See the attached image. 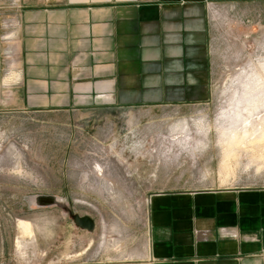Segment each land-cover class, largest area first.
I'll return each instance as SVG.
<instances>
[{"label":"rangeland","instance_id":"obj_1","mask_svg":"<svg viewBox=\"0 0 264 264\" xmlns=\"http://www.w3.org/2000/svg\"><path fill=\"white\" fill-rule=\"evenodd\" d=\"M11 4L0 0V264H94L100 251L103 260L131 251L145 239L148 196L217 184L228 148L237 147L235 181L264 187V146L250 136L264 118V3L231 8L213 29L209 21L205 102L74 114L14 107ZM229 99L239 106L226 114L241 123L224 133L215 120Z\"/></svg>","mask_w":264,"mask_h":264},{"label":"crops","instance_id":"obj_2","mask_svg":"<svg viewBox=\"0 0 264 264\" xmlns=\"http://www.w3.org/2000/svg\"><path fill=\"white\" fill-rule=\"evenodd\" d=\"M209 3L264 0H12L14 107L74 114L205 102ZM237 105L229 99L215 120L224 133L239 127L226 114ZM235 148L224 150L217 184L204 175L194 188L152 192L143 243L113 260L100 251L94 264H264V187L235 181Z\"/></svg>","mask_w":264,"mask_h":264},{"label":"built area","instance_id":"obj_3","mask_svg":"<svg viewBox=\"0 0 264 264\" xmlns=\"http://www.w3.org/2000/svg\"><path fill=\"white\" fill-rule=\"evenodd\" d=\"M232 6L218 5L214 3H209L206 6V16L208 23L211 22V28H215L218 22H227V18L230 12H232Z\"/></svg>","mask_w":264,"mask_h":264},{"label":"bare ground","instance_id":"obj_4","mask_svg":"<svg viewBox=\"0 0 264 264\" xmlns=\"http://www.w3.org/2000/svg\"><path fill=\"white\" fill-rule=\"evenodd\" d=\"M258 77V76H257ZM244 98V97H243ZM236 99V98H235ZM248 103V102H247ZM241 105V104H240ZM243 107V106H242ZM241 108V107H240ZM250 108V107H249ZM243 109V108H242ZM235 112V111H234ZM237 112V111H236ZM230 115V114H229ZM238 114H235V116L233 117V119L235 120V123H241V118H239V116H237ZM231 117V116H230ZM259 120V119H258ZM237 121V122H236ZM263 122V125L261 124V127L259 129H256L253 128L252 129V133L250 134L251 138L253 136V139L251 141V145H261V146H264V118L262 120ZM234 123V124H235ZM237 123V124H238ZM259 124V123H258ZM258 127V126H257ZM236 128V127H235ZM234 129V128H233ZM235 131V130H234ZM234 131L232 130L231 132V137H234L232 140L234 141V143L237 145L239 143V140L237 138H235V134ZM228 132V131H227ZM241 134H243V136H246L247 135V131L246 130H243L241 132ZM230 137V138H231ZM247 139V138H246ZM242 141V140H241ZM249 143V142H248ZM250 145V147H251ZM248 147V146H247ZM264 148V147H262ZM225 163V162H224ZM228 169V168H227Z\"/></svg>","mask_w":264,"mask_h":264},{"label":"water","instance_id":"obj_5","mask_svg":"<svg viewBox=\"0 0 264 264\" xmlns=\"http://www.w3.org/2000/svg\"><path fill=\"white\" fill-rule=\"evenodd\" d=\"M76 222L78 223L80 227L84 229L92 230L93 228V222L87 217L79 218L76 220Z\"/></svg>","mask_w":264,"mask_h":264}]
</instances>
